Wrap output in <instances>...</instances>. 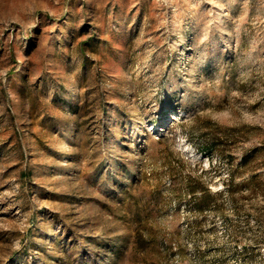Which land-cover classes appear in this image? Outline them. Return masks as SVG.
Wrapping results in <instances>:
<instances>
[{
	"label": "rangeland",
	"instance_id": "374dc122",
	"mask_svg": "<svg viewBox=\"0 0 264 264\" xmlns=\"http://www.w3.org/2000/svg\"><path fill=\"white\" fill-rule=\"evenodd\" d=\"M0 264H264V0H0Z\"/></svg>",
	"mask_w": 264,
	"mask_h": 264
}]
</instances>
